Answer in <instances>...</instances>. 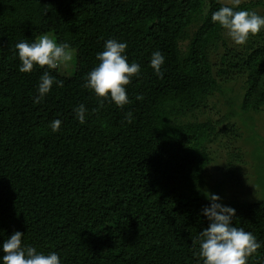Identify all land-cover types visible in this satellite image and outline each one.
<instances>
[{
  "label": "trees",
  "instance_id": "trees-1",
  "mask_svg": "<svg viewBox=\"0 0 264 264\" xmlns=\"http://www.w3.org/2000/svg\"><path fill=\"white\" fill-rule=\"evenodd\" d=\"M222 4L232 6L222 0H0V240L18 230L22 245L55 251L61 264H202L196 237L208 225L200 184L207 183L213 157L209 144L222 134L238 136L240 127L225 115L188 118L238 79L243 90L225 97L228 108L264 113V28L235 44L211 21ZM235 7L264 16V0ZM126 15L145 25L126 54L140 65L124 86L131 102L98 105L103 98L84 87L103 50L92 37ZM46 32L74 50L75 66L71 74L49 69L63 86L53 83L34 103L47 66L19 71L14 45ZM156 50L165 57L162 77L149 64ZM79 104L89 110L83 124L73 112ZM57 118L53 132L49 124ZM232 153L243 161L242 150ZM235 161L219 185L233 179ZM222 204L235 209L236 227L261 242L247 264H264V197L235 194Z\"/></svg>",
  "mask_w": 264,
  "mask_h": 264
},
{
  "label": "clouds",
  "instance_id": "clouds-1",
  "mask_svg": "<svg viewBox=\"0 0 264 264\" xmlns=\"http://www.w3.org/2000/svg\"><path fill=\"white\" fill-rule=\"evenodd\" d=\"M231 3L232 6L222 4L213 11L211 21L219 24L235 44L243 45L250 35H255L264 28V16L248 9L236 10L235 6L240 0H231ZM14 47L20 61L19 71L30 72L34 64L47 66L39 77L36 88L38 94L33 98L34 103H39L49 93L53 83L57 87L63 86V81L51 75L49 69H55L72 59V51L66 42L58 43L54 37L41 34L31 43L21 39ZM126 48V41L110 38L104 41L103 50L96 53L98 63L86 74L84 87L91 89L98 98H103L98 99V105H102L105 100L114 102L118 107L131 102L124 86L132 76L139 74L140 65L128 62ZM164 60L165 57L159 50L151 53L149 64L158 77L163 75L161 65ZM88 111L84 104L73 108L75 118L81 124L85 122ZM132 118L131 111L125 114L126 120L131 121ZM60 124L61 120L57 118L50 122L49 127L56 132ZM205 198L209 204L202 206L201 213L208 225L196 237L202 264H247L250 257L257 255L261 242L252 232L233 224L235 209L220 203L221 198L217 194L205 192ZM23 235L17 230L0 240V264H61L55 251L44 254L34 246L22 245Z\"/></svg>",
  "mask_w": 264,
  "mask_h": 264
},
{
  "label": "rangeland",
  "instance_id": "rangeland-1",
  "mask_svg": "<svg viewBox=\"0 0 264 264\" xmlns=\"http://www.w3.org/2000/svg\"><path fill=\"white\" fill-rule=\"evenodd\" d=\"M222 1L231 2V0ZM114 20L115 23L100 26V32L93 34L94 44L103 47L105 40L113 38L117 41L127 42L126 54L133 52L140 42V33L138 34L137 28L140 30L145 28L144 23L134 20L131 15L124 16V19L121 17ZM43 34L53 37L51 32ZM71 51L72 59L66 64L58 66L59 70L66 74H71L75 66V52L73 49ZM240 81L238 79L235 82H229L230 91L216 90L207 97L206 106L197 108L188 118L202 120L209 116L215 119L225 115L228 122H235L240 127L238 136L229 137L222 134L216 141L209 144V150L213 157L206 166L207 183L200 184V189L203 197H205V192L217 194L221 198L220 203L235 194L250 199L264 197V113L242 110L238 105L230 109L225 101V97L241 93L243 89ZM234 98L236 99V96ZM237 149L242 150L243 161L233 160L232 151ZM234 161L236 165L231 166L233 179L224 185H219L220 182L216 181L229 177L226 167L229 165L228 162L234 164ZM229 172L231 171L229 170Z\"/></svg>",
  "mask_w": 264,
  "mask_h": 264
}]
</instances>
